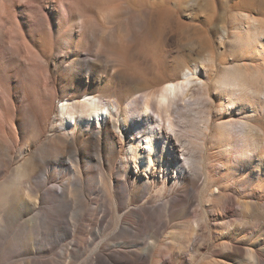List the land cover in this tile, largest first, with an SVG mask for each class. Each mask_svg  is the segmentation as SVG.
Segmentation results:
<instances>
[{
    "label": "bare ground",
    "instance_id": "obj_1",
    "mask_svg": "<svg viewBox=\"0 0 264 264\" xmlns=\"http://www.w3.org/2000/svg\"><path fill=\"white\" fill-rule=\"evenodd\" d=\"M59 3L61 15L56 23L57 9L48 1L44 16L37 14L25 24L13 12L10 13L14 16L0 13V148L8 149L9 142L17 138L13 134L23 126L19 117L24 108L30 117L31 144L40 143L45 119L58 121V126L52 128L54 135L50 142L54 147L58 144L60 154L75 144L82 146V142L100 150L97 145L106 140L104 148L113 156L119 154V163L124 155V163L143 174L157 172L166 178L174 165L183 169L174 180V184L183 187L187 174L184 165L197 166L200 161L204 167L211 161L209 150L214 147L215 155L220 157L215 161L222 176L215 180L204 177L205 186L230 182L236 176L233 171L243 168L252 173L249 181L264 189V139L253 137L257 130L252 123V117L264 114V23L249 12L251 7L262 9L264 0L238 3L240 11L231 20L233 28H222L221 32L222 40L231 49L237 48L239 59L220 67L210 56H203L209 44L207 34L181 21L178 9L182 0H60ZM171 28L186 35L188 48L201 49L197 60L187 61L180 53L172 56L171 51L167 59L163 57L161 41ZM60 53H64L60 69L66 72L72 86L42 96L43 66L48 70ZM56 72L52 69L51 74ZM197 96L206 101L204 108ZM55 101L61 102L62 118L53 117L57 111ZM190 136L201 138L200 144L187 143L200 153L199 161L197 154L189 153L181 145ZM29 147L26 143L24 151L28 152ZM38 148L17 169L14 179L0 186V209L12 204L15 183L36 174L40 166L37 158L44 150ZM232 155L239 162L229 166ZM44 171L40 177L45 181ZM165 185L163 181L160 190L165 192ZM60 188L63 198L67 193ZM209 192L208 198H212L213 192ZM18 203L22 205L23 201ZM229 249L236 254L245 253L246 260L240 258L237 264L244 260L247 264L260 261L251 247L233 244Z\"/></svg>",
    "mask_w": 264,
    "mask_h": 264
},
{
    "label": "rangeland",
    "instance_id": "obj_2",
    "mask_svg": "<svg viewBox=\"0 0 264 264\" xmlns=\"http://www.w3.org/2000/svg\"><path fill=\"white\" fill-rule=\"evenodd\" d=\"M47 1L57 9L56 23L61 15L60 0H1L0 13L15 14L14 17L25 24L37 14L44 16ZM186 1L193 4L186 5ZM182 2L178 9L181 21L208 36L209 44L203 56H210L217 67L237 62L238 50L231 49L222 40L221 30L233 28L231 20L240 11V0ZM30 6L34 8L32 11ZM249 12L264 23V6L262 9L251 7ZM186 44V35L182 31L169 29L161 41L165 51L163 57L167 59L171 51L172 56L180 53L179 56L187 61L197 60L201 49L188 48ZM63 55L59 54L58 63L51 61L49 71L43 66L42 96L57 94L72 86L66 72L60 69ZM52 69L57 70L53 75ZM105 93L109 95V92ZM196 99L204 108L206 101L201 96ZM55 105L57 111L53 117L62 118L61 102L55 101ZM19 118L23 126L13 134L17 138L15 142H9L11 149L0 148V186L14 179L17 169L38 152L39 146L44 150L37 158L40 166L36 174L15 183L13 202L9 204L12 209L1 208L6 212L0 209V264H104V261L108 264H237L240 258L246 260L245 253L236 254L229 249L233 244L253 248L260 258L258 264H264V189L249 181L252 173L243 168L233 171L236 176L230 182L205 186L206 176L215 180L222 172L215 161L220 157L215 155L214 147H211L213 152L209 150L211 161L205 163L207 167L211 163V167L200 165V153L190 148L194 145L187 144L188 141L202 143L199 136L187 137V142L181 144L189 153L197 154L199 161L198 167L184 165L187 174L181 187L174 184V180L183 169L178 170L174 165L166 178L157 172L143 174L133 165H126L124 155L119 163V154L113 156L104 148L107 147L106 140L97 145L100 150L82 142V146L75 144L60 154L58 144L54 147L50 142L54 135L52 128L58 126V121L45 119L40 143L31 144L30 117L24 108ZM252 119L257 130L253 137L263 140L264 114H257ZM25 142L30 146L28 152L24 151ZM236 162L239 160L235 161L232 155L231 164H228ZM43 171L47 173L45 181L40 177ZM163 181L165 192L160 190ZM61 186L67 193L63 198ZM209 191L213 192L212 198H208ZM20 200L22 205L18 203ZM244 261L241 264H247Z\"/></svg>",
    "mask_w": 264,
    "mask_h": 264
}]
</instances>
